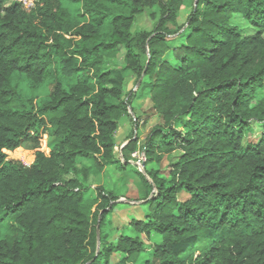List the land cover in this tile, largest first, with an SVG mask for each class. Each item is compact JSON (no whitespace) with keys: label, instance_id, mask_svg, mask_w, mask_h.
I'll list each match as a JSON object with an SVG mask.
<instances>
[{"label":"trees","instance_id":"trees-1","mask_svg":"<svg viewBox=\"0 0 264 264\" xmlns=\"http://www.w3.org/2000/svg\"><path fill=\"white\" fill-rule=\"evenodd\" d=\"M149 7L154 28L134 31ZM129 75L160 122L121 161ZM263 87L264 0H0V264H264ZM25 144L30 165L12 157ZM138 150L144 168L169 158L167 176L140 174L129 225L148 245L109 240L118 197L81 162L123 168Z\"/></svg>","mask_w":264,"mask_h":264},{"label":"rangeland","instance_id":"rangeland-1","mask_svg":"<svg viewBox=\"0 0 264 264\" xmlns=\"http://www.w3.org/2000/svg\"><path fill=\"white\" fill-rule=\"evenodd\" d=\"M22 1L25 7L31 6L32 0ZM188 10H181L176 19V24H182ZM159 13L155 7L144 9L135 17L133 30L134 31H150L154 28L158 19ZM170 29H175V25L168 24ZM122 60V54L118 55L119 63ZM142 78L137 79L134 75L128 76L125 93L136 91ZM132 93V92H131ZM264 102V87L257 91L252 104ZM132 107L129 108L130 116L125 118L116 132V146L114 150L115 159L123 161L122 147L128 142L129 137H138L139 145L143 142L145 135L151 127L160 122L159 118L151 111V103L148 97L140 96V90H137L132 95ZM139 117V123L136 126L135 120ZM253 129L256 134L261 133L262 127L253 122ZM41 150L48 152L46 147V138L41 141ZM137 152L141 153L140 150ZM14 159L21 161L25 165H30L34 160V150L28 144L23 145L12 155ZM90 167L93 176L89 180L93 185L101 186L105 192L112 193L118 199L114 202L113 209L106 218L104 229L108 232L110 241H115L120 233L138 237L145 242L151 244L160 240V237L155 233L145 236L131 228L129 222L133 219L144 218V201L148 197L145 190L144 182L140 177L143 174L151 183V179L146 174V169L161 171L162 176H167L169 169V158H164L161 163L149 162L145 168L138 158L130 156L129 165L119 168L116 164L103 165L91 160H81ZM141 164V165H140ZM154 192V191H152ZM150 193V195L152 194ZM149 195V196H150ZM118 257V256H117Z\"/></svg>","mask_w":264,"mask_h":264},{"label":"built area","instance_id":"built-area-1","mask_svg":"<svg viewBox=\"0 0 264 264\" xmlns=\"http://www.w3.org/2000/svg\"><path fill=\"white\" fill-rule=\"evenodd\" d=\"M132 156L135 158H138L139 162L144 165V163L146 161V157H145V154L143 152L139 153V152L135 151L134 153H132Z\"/></svg>","mask_w":264,"mask_h":264}]
</instances>
